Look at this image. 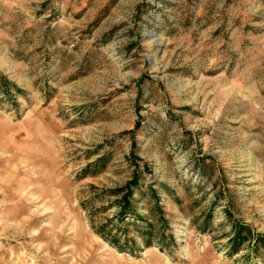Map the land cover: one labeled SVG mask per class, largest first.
<instances>
[{
    "label": "rangeland",
    "instance_id": "rangeland-1",
    "mask_svg": "<svg viewBox=\"0 0 264 264\" xmlns=\"http://www.w3.org/2000/svg\"><path fill=\"white\" fill-rule=\"evenodd\" d=\"M0 264H264V0H0Z\"/></svg>",
    "mask_w": 264,
    "mask_h": 264
}]
</instances>
